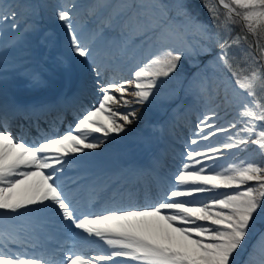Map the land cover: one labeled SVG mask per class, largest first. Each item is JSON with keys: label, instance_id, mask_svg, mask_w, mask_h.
Here are the masks:
<instances>
[{"label": "snow or ice", "instance_id": "1", "mask_svg": "<svg viewBox=\"0 0 264 264\" xmlns=\"http://www.w3.org/2000/svg\"><path fill=\"white\" fill-rule=\"evenodd\" d=\"M202 4L210 23L183 0H119L95 26L102 5L59 0L54 18L67 54L55 63L80 86L71 97L22 103L7 85L17 77L32 88L46 83L31 46L46 6L0 0V264H264V0ZM182 61L197 69L186 94L206 111L175 171H164L162 153L149 169L80 175V157L126 133L139 119L134 105L155 103ZM125 64L131 78L113 71ZM221 104L235 107L227 126L217 123ZM69 107L74 123L59 132ZM18 115L35 119L37 136L14 134ZM218 134L224 142L199 147ZM145 177L160 191L140 205L128 184Z\"/></svg>", "mask_w": 264, "mask_h": 264}, {"label": "rangeland", "instance_id": "2", "mask_svg": "<svg viewBox=\"0 0 264 264\" xmlns=\"http://www.w3.org/2000/svg\"><path fill=\"white\" fill-rule=\"evenodd\" d=\"M59 0H21V3H32L42 5L46 7L40 8V33L32 39V49L34 53V60L37 65H43L48 71L45 73L46 83L39 88H32L28 85L27 81L21 78H14L9 81L7 86H12L17 96H21L22 102L32 99L53 100L56 96L66 95L76 85H79V81L76 77L69 78L61 69L56 66L55 60L57 56L67 54V37L63 26L57 22L54 18V5ZM188 10L195 16H198L201 20L210 23L208 12L203 7L202 0H183ZM76 3L81 5H87L90 3H98L102 5L95 17L91 20L95 21V26H99L103 20L114 12V7L119 3V0H76ZM103 5H108L104 7ZM82 14H85V9H81ZM180 18H178L179 20ZM100 23L98 24L97 22ZM239 31V28H236ZM50 33V35L42 41L44 33ZM58 34V35H57ZM62 35L63 42L61 41ZM119 28L110 30V35L118 36ZM138 42V40H137ZM129 65H121L115 72L125 78H131L128 71ZM125 71V72H124ZM179 77L173 74L174 79L167 80L163 87L160 88V96L153 104L134 105L138 110L139 119L129 126V130L126 133L121 134L119 137H109L106 144L102 149L89 152L87 157H80L86 161V164L80 170L81 172L88 171V165L95 161L105 162L112 159L111 170L109 172H103L105 175L116 174L117 168H119L120 155L128 153L130 151L132 143H140L134 148V151L142 158L150 159L152 156L162 154V162L169 161L175 156H179L181 147L183 148L182 141L186 143L184 137L192 138L189 135L190 132L196 130L195 126L198 123V117L202 116L206 107L203 103H194L193 98L186 94L185 88L187 79L191 77L192 73L197 71L187 61L181 62V67L177 70ZM125 73V74H124ZM211 74V70H209ZM89 79V83H90ZM66 87L63 91L62 89ZM80 86V85H79ZM0 85V88H3ZM91 87L82 95V98H86L88 105L93 101L91 94ZM10 93H12L9 90ZM12 93V95H15ZM221 97H223V86H221ZM87 106V105H86ZM179 107V111L174 113V109ZM221 119L217 121L222 126H227V122L235 115V107L221 104L218 109ZM142 139V140H141ZM226 134H218L212 137L210 141H201L199 147L212 143L214 145L224 142ZM171 146V147H169ZM180 146V148H178ZM132 148V147H131ZM118 158L117 162L114 159ZM182 159V157H180ZM89 159H95L87 162ZM231 159L230 153H225V158L221 159L219 163L226 165ZM259 160V157H255ZM101 168V170L99 169ZM105 168L98 166V169H93L89 173L96 174L97 172L104 171ZM79 173V174H80ZM264 226V222L258 223L257 228ZM250 249V245H249Z\"/></svg>", "mask_w": 264, "mask_h": 264}, {"label": "bare ground", "instance_id": "3", "mask_svg": "<svg viewBox=\"0 0 264 264\" xmlns=\"http://www.w3.org/2000/svg\"><path fill=\"white\" fill-rule=\"evenodd\" d=\"M119 68V67H118ZM118 68H115L113 71H116V70H119ZM125 72V71H124ZM110 75H111V72H110ZM79 86H77V88H78ZM66 89V87L64 86V88L62 89L63 91ZM12 94V93H11ZM18 101H21L20 99H18ZM82 103H84V105L86 106V103L85 102H83L82 101ZM54 117L55 116H52V118H50V117H47V120L49 121V120H52V119H54ZM27 132H29L28 130H26ZM169 147H171V146H169ZM127 155H129V154H127ZM127 155H123V156H121V157H123V159L125 160L126 159V156ZM91 160H95V159H89V160H87V162H89V161H91ZM98 164H100V161H95V162H92L91 163V167H94V166H97L98 167ZM111 166V165H110ZM109 166V167H110ZM108 167V168H109ZM85 175H88V174H86V172H85Z\"/></svg>", "mask_w": 264, "mask_h": 264}]
</instances>
